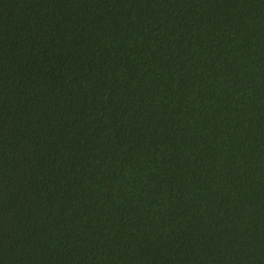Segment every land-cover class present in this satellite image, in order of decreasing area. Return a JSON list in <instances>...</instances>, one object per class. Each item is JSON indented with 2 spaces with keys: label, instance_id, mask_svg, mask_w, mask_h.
<instances>
[{
  "label": "trees",
  "instance_id": "trees-1",
  "mask_svg": "<svg viewBox=\"0 0 264 264\" xmlns=\"http://www.w3.org/2000/svg\"><path fill=\"white\" fill-rule=\"evenodd\" d=\"M0 264H264V0H0Z\"/></svg>",
  "mask_w": 264,
  "mask_h": 264
}]
</instances>
